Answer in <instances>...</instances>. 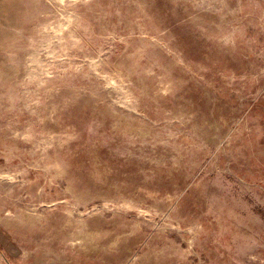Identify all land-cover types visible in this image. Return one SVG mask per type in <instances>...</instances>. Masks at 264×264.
I'll list each match as a JSON object with an SVG mask.
<instances>
[{"label": "rangeland", "instance_id": "rangeland-1", "mask_svg": "<svg viewBox=\"0 0 264 264\" xmlns=\"http://www.w3.org/2000/svg\"><path fill=\"white\" fill-rule=\"evenodd\" d=\"M0 264H264V0H0Z\"/></svg>", "mask_w": 264, "mask_h": 264}]
</instances>
